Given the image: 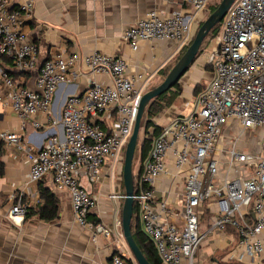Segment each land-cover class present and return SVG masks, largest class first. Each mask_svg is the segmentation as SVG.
Instances as JSON below:
<instances>
[{"label": "built area", "instance_id": "obj_1", "mask_svg": "<svg viewBox=\"0 0 264 264\" xmlns=\"http://www.w3.org/2000/svg\"><path fill=\"white\" fill-rule=\"evenodd\" d=\"M0 0V109L10 108L19 119L16 130L0 129V139L16 148L28 162L27 177L38 182L51 176L54 186L67 190L74 221L97 235L111 237L109 225L89 219L97 199L81 183L86 177L96 182L106 160L120 164L132 133L142 95L151 88L152 73H129L120 55L98 51H61L37 64L38 46L24 30L33 14L32 0ZM178 8L169 12L150 10L123 31L130 49L140 41L171 42L180 54L192 41L208 0H175ZM202 19V18H201ZM221 28V29H220ZM216 45L207 63L213 77L193 99L185 103L191 111L172 116L160 126L134 178L133 200L141 229L153 245L161 264H194L203 234L198 208L213 199L215 214L210 228L235 231L238 247L250 256L264 252V138L257 150L238 146L246 131L264 128V0H234L224 15ZM4 59L9 60L6 67ZM82 68L83 70H80ZM8 71L19 73L16 78ZM36 72L33 86L25 73ZM85 76L82 90L66 96L58 119L53 104L61 85L73 84L72 72ZM109 117L107 128L100 120ZM45 122L61 125L34 146L26 135ZM228 146H224L226 142ZM248 175L229 174L235 164ZM183 178V223L168 217L167 199H157L155 182L164 174ZM110 198H124L111 194ZM13 203L8 217L22 218L31 203L10 194ZM242 254H240V257ZM130 257L112 253L109 264H136Z\"/></svg>", "mask_w": 264, "mask_h": 264}, {"label": "crops", "instance_id": "obj_2", "mask_svg": "<svg viewBox=\"0 0 264 264\" xmlns=\"http://www.w3.org/2000/svg\"><path fill=\"white\" fill-rule=\"evenodd\" d=\"M32 1L33 14L26 20L24 30L28 38L38 46L37 64L61 51H98L106 55H120L127 60L129 73H152L153 87L160 83L163 67L177 56L174 53L175 45L171 42L140 41L137 50L133 51L122 36L125 28L148 11L156 9L167 13L178 8L175 0ZM11 2L12 6H16L19 0ZM210 53L202 48L188 71L180 78L178 85L182 86V90H179V94L184 101L188 97L195 98L198 93L193 96L191 94L197 84H202V89L213 77L212 66L207 63ZM5 65L10 67V63ZM35 77V71L29 73L28 77L25 75L29 86H33ZM71 81L73 84L61 85L56 92L53 116L57 119L66 96L82 90L86 83L85 76L79 71L72 72ZM184 94L189 96L184 97ZM173 108H176L175 112H180L176 106ZM172 116L158 125H164ZM99 122L103 128H107L111 118L106 117ZM18 123L19 119L10 108L0 109V129L16 130ZM25 132L30 143L36 147L43 144L46 135L58 132L59 136H63L61 125H52L45 120L42 128L33 130L27 125ZM259 139L260 134L249 130L237 142L242 149L256 151ZM228 143L224 146H228ZM0 161L3 165L0 175V264H109L112 253H120L134 260L121 227L124 198L109 197L111 194L125 195L119 164L106 160L98 180L92 184L84 176L80 179L97 199L96 210L89 217L109 225L114 231L109 238L97 235L92 240L90 232L74 221L68 191L56 188L49 175L38 182H30L27 177V160L16 148L1 139ZM234 166L229 174L248 175L249 171L244 166L237 163ZM168 169L171 173L162 175L155 182V194L157 199H167L169 219L181 225L183 178L173 177L171 165ZM42 190L51 193L56 201L57 214L53 219L42 218L37 212L45 202L41 196ZM10 194L21 196L24 202L31 203L27 216L15 219L8 217L9 208L14 202ZM198 212L203 239L197 248L194 264H264V252L250 256L238 247L234 229L219 231L210 228L215 214L213 199L202 203ZM139 225L143 233L140 221ZM262 237L264 239V230Z\"/></svg>", "mask_w": 264, "mask_h": 264}, {"label": "water", "instance_id": "obj_3", "mask_svg": "<svg viewBox=\"0 0 264 264\" xmlns=\"http://www.w3.org/2000/svg\"><path fill=\"white\" fill-rule=\"evenodd\" d=\"M234 0H220L217 7L198 26L191 43L182 53L179 59L171 67L163 80L146 91L138 104L132 133L125 148L122 181L125 190L122 205L121 227L124 240L136 262V264H151L137 245L131 230L133 215L134 175L133 160L138 145V138L145 109L160 94L172 89L180 78L188 71L200 52L201 45L207 34L219 24Z\"/></svg>", "mask_w": 264, "mask_h": 264}, {"label": "trees", "instance_id": "obj_4", "mask_svg": "<svg viewBox=\"0 0 264 264\" xmlns=\"http://www.w3.org/2000/svg\"><path fill=\"white\" fill-rule=\"evenodd\" d=\"M217 5L211 9L210 13L217 7ZM201 23H202V21H201ZM220 24H221V22L216 25V26H218V30L220 28ZM216 26L207 35H209L211 32L213 33V32L218 31L216 29ZM186 48L180 54H178L175 57V59H174L175 62L179 59V57L186 50ZM201 49H202V47L200 48V51H201ZM174 60L172 62H174ZM4 63L9 64L10 62H9V60L4 59ZM173 65L168 63L165 67H163L162 72H161L162 75L166 76V74L169 72V70L171 69V67ZM8 72H9V74L13 75L16 78L20 75L19 73H13L12 71L11 72L8 71ZM28 74H29V72L25 73L26 77H28ZM178 86H179L178 83H176L172 89H169L168 91L160 94L145 109V113H144L143 118H145V133H146V135H148L147 136L148 139L144 138L143 142L140 146L139 165H138L137 170L135 172L133 171V175H134L135 179L137 178V176H139V174L142 170V164L148 155V152H149L150 147H151L152 139L155 135L158 134L159 129H160V126L158 124L154 123L153 117L160 110H162L166 105H168L171 102V99L178 96V94H179ZM198 92L199 91H197L195 94H197ZM168 97H169V99H167ZM2 171H3V165L0 161V175L2 174ZM134 192H137L136 185L134 186ZM41 196L44 198L45 202L41 207H39L37 209L39 216L42 218H46V219H53L57 214V205H56V201L53 198V195L46 190L45 191L42 190ZM27 214H26V216H27ZM89 215L90 214H88V217H89ZM89 219H92V217H89ZM139 221L140 220H139L138 211H137V203L135 201L133 203V215H132V220H131V230H132L133 237H134L137 245L139 246V248L141 249V251L145 255V257L148 259V261L151 264H161L153 245L148 242L147 238L141 232V230L139 228V226H140ZM129 260L131 261V259H129Z\"/></svg>", "mask_w": 264, "mask_h": 264}, {"label": "rangeland", "instance_id": "obj_5", "mask_svg": "<svg viewBox=\"0 0 264 264\" xmlns=\"http://www.w3.org/2000/svg\"><path fill=\"white\" fill-rule=\"evenodd\" d=\"M219 2H220V0H208L206 11L203 13L201 20H204L205 18H207V16L210 14L211 9L213 7H215ZM200 23H201V21H200ZM220 26H221V24H220ZM216 29L218 30V26H216ZM196 30H197V28H195V31ZM219 32L220 31L218 30V31L213 32V33L211 32L209 35H207L204 38L201 47L205 48V50L207 52H212L213 48L215 47L216 37H217ZM173 60L174 59H172L171 62ZM171 62H169V64H171V65L175 64V60H174V62H172V63ZM164 76L165 75H162V77H161L159 82H161L163 80ZM157 84H159V83H157ZM201 87H202V84H197L194 87V90H193L191 95L192 96L195 95V93L197 91L201 90ZM178 88H179L180 91L182 90V86H178ZM183 96L186 97V96H189V95L184 94ZM182 98L183 97H181L180 94H179L177 97L171 99V102L168 105H166L162 110H160L153 117L154 123L155 124L163 123L164 121H166L167 117L172 116L174 114H175L174 116H185V115H187L191 111V106H186L185 107V103L188 101V99H190V97H188L187 100H185V101ZM167 99H169V97ZM173 106H176L177 110H179L180 112H175L176 108H173ZM255 132L260 134L261 139L264 137V128L257 129V130H255ZM147 136L148 135H146V133H145V118H143V121H142V124H141V128H140L139 138H138V145H137L136 152H135V155H134V160H133V171L134 172L137 170L138 165H139L140 146H141L144 138L148 139ZM103 165H104V163H103ZM118 166H119V170L121 172L122 171V166H123V160L120 161V164ZM121 177H122V174H121Z\"/></svg>", "mask_w": 264, "mask_h": 264}]
</instances>
